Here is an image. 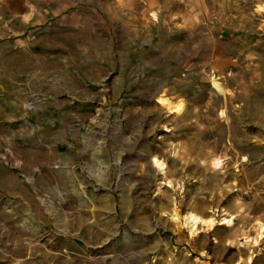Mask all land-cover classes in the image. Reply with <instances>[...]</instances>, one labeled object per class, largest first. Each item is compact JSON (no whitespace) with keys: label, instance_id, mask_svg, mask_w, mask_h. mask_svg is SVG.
<instances>
[{"label":"rangeland","instance_id":"1","mask_svg":"<svg viewBox=\"0 0 264 264\" xmlns=\"http://www.w3.org/2000/svg\"><path fill=\"white\" fill-rule=\"evenodd\" d=\"M263 6L0 0V264H264Z\"/></svg>","mask_w":264,"mask_h":264},{"label":"bare ground","instance_id":"2","mask_svg":"<svg viewBox=\"0 0 264 264\" xmlns=\"http://www.w3.org/2000/svg\"><path fill=\"white\" fill-rule=\"evenodd\" d=\"M263 9H264V6L262 8H259L260 11L261 10L263 11ZM262 68H263V66H262V64H260L259 70H261ZM212 86H213V89L217 93H220V94L223 93V88L219 84L212 82ZM157 102L161 107H163L166 111H168L170 113L179 114L182 111L183 106H182L181 102H177L176 104H173L167 98H158ZM152 163H153V168L155 169V171H157L158 173H161V174H165V172H164L165 166H164L163 161L156 159V158H152ZM186 219L189 220V222L191 223V225H190V234L191 235L196 230L195 225H197V224L198 225L201 224L208 229L213 227V221L211 219L202 220L193 214H189L186 217ZM230 223H231V219L224 220V224H230ZM258 228L260 230L259 235H263L264 234V227L262 225L258 224Z\"/></svg>","mask_w":264,"mask_h":264}]
</instances>
